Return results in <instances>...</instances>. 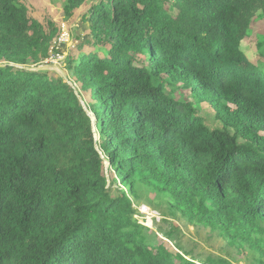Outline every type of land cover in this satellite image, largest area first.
<instances>
[{
	"label": "trees",
	"instance_id": "trees-1",
	"mask_svg": "<svg viewBox=\"0 0 264 264\" xmlns=\"http://www.w3.org/2000/svg\"><path fill=\"white\" fill-rule=\"evenodd\" d=\"M85 2L63 0V19ZM257 15L264 0L95 2L91 48L66 59L93 121L62 77L30 69L57 24L0 0V264H233L194 256L173 220L264 264V68L241 49ZM140 201L170 227L138 222Z\"/></svg>",
	"mask_w": 264,
	"mask_h": 264
},
{
	"label": "rangeland",
	"instance_id": "rangeland-1",
	"mask_svg": "<svg viewBox=\"0 0 264 264\" xmlns=\"http://www.w3.org/2000/svg\"><path fill=\"white\" fill-rule=\"evenodd\" d=\"M28 7L29 14L33 18L39 20L41 23L45 24L48 20H53L60 29L56 48L51 52V57L43 62L40 67L42 69H49L52 75L60 76L65 82L72 86L75 89L76 94L78 95L83 107L88 111L87 105L91 103L89 92H82L78 84L74 81V76L66 68V59L70 56L73 57L74 53L81 50L87 51L91 48L89 45L80 46V40L78 38L87 39L88 38V28L87 25L82 24V15L99 0H86L85 4L78 10L73 12V15L64 20L62 13V2L63 0H21ZM168 7V6H166ZM258 14V13H257ZM78 40V41H77ZM259 47H264V16L257 15L255 16L250 24L249 32L246 38L241 42V49L246 54L247 58L251 62L264 68L263 59L259 53ZM59 49L56 53L55 50ZM262 63V64H261ZM184 90V88H181ZM185 99L194 101L190 92L185 91ZM200 114L206 118V122L211 127L217 126V122L214 119V110L207 104L199 105ZM88 114L94 117L90 111ZM96 141L99 142L100 139L96 136ZM109 182V180H108ZM116 188H120L121 185L117 183ZM145 196H148L147 199H154L153 193H146L144 191L143 199ZM134 208L137 210V213L134 215V218L138 222L144 224V226L156 230V227L168 229L170 227L169 223L162 222L164 218L158 208H153L149 206L144 201H140L139 204L134 203ZM146 208V212L144 211ZM174 224L179 227L177 233V240L185 249H190L192 254L198 258H202L206 254H216L218 256H226L231 259L233 264H251L253 255L250 253H238L235 247H232L227 244V241L220 237L217 233H210L206 229L197 228L189 226L182 221L173 220ZM158 230V229H157ZM156 230V231H157ZM157 242H164L170 249L177 250L175 244L168 240L166 237L158 234Z\"/></svg>",
	"mask_w": 264,
	"mask_h": 264
},
{
	"label": "water",
	"instance_id": "water-1",
	"mask_svg": "<svg viewBox=\"0 0 264 264\" xmlns=\"http://www.w3.org/2000/svg\"><path fill=\"white\" fill-rule=\"evenodd\" d=\"M43 67H40V66H38V67H36V68H30V69H42ZM84 108V107H83ZM85 109V108H84ZM86 110V109H85Z\"/></svg>",
	"mask_w": 264,
	"mask_h": 264
},
{
	"label": "built area",
	"instance_id": "built-area-1",
	"mask_svg": "<svg viewBox=\"0 0 264 264\" xmlns=\"http://www.w3.org/2000/svg\"><path fill=\"white\" fill-rule=\"evenodd\" d=\"M145 212H146V208H145V210H144Z\"/></svg>",
	"mask_w": 264,
	"mask_h": 264
}]
</instances>
